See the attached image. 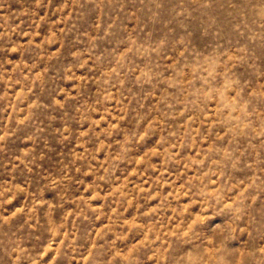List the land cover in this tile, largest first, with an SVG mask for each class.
<instances>
[{"label":"rangeland","instance_id":"1","mask_svg":"<svg viewBox=\"0 0 264 264\" xmlns=\"http://www.w3.org/2000/svg\"><path fill=\"white\" fill-rule=\"evenodd\" d=\"M0 264H264V0H0Z\"/></svg>","mask_w":264,"mask_h":264}]
</instances>
